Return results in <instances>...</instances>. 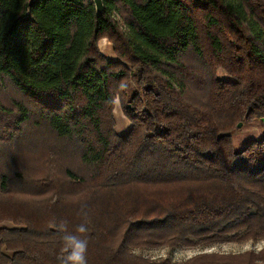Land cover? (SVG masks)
Here are the masks:
<instances>
[{
	"label": "trees",
	"instance_id": "1",
	"mask_svg": "<svg viewBox=\"0 0 264 264\" xmlns=\"http://www.w3.org/2000/svg\"><path fill=\"white\" fill-rule=\"evenodd\" d=\"M102 2L97 14L92 0H0V76L35 103L0 118V264H61L65 234L87 241V264L264 262V249L134 252L264 238V135L233 144L239 121L264 118V0ZM135 70L119 135L114 99ZM27 122L56 143L21 137Z\"/></svg>",
	"mask_w": 264,
	"mask_h": 264
},
{
	"label": "rangeland",
	"instance_id": "2",
	"mask_svg": "<svg viewBox=\"0 0 264 264\" xmlns=\"http://www.w3.org/2000/svg\"><path fill=\"white\" fill-rule=\"evenodd\" d=\"M121 8V7H120ZM114 10L113 16L119 22L120 25H123L124 10L120 9ZM115 42L110 38L101 37L97 41V49L104 58L106 59H118L115 48ZM220 77H224V74L220 71L218 72ZM123 84L126 85L125 96L126 100L123 102L120 101L118 97L114 99L113 106V117H114V131L119 135H123L127 132L130 127V120L124 114L123 106H131L129 100L135 93H141V87L138 84L137 71H130V75L127 81ZM146 87L153 88L155 90V85L150 76L146 78ZM119 99V103H116V99ZM21 103L25 111L29 112L31 115L35 112V103H32L25 95H22L17 91L13 85L9 82L8 79L0 76V104L4 109H0V118L9 120L11 124H14V120L19 115V110L17 104ZM2 110L4 112H2ZM241 126L235 128L233 131V144L236 149H240L245 146L249 141L258 139L264 135V122L258 120L254 122L239 121ZM21 125V124H20ZM19 125V126H20ZM21 131L17 132L21 137L26 133V131H35L38 133L39 137H36L37 140L34 141L37 145H44L50 147L51 143H56L55 137L45 128L44 123L40 122L37 127L33 128L31 122H27L23 126L19 127ZM38 148L37 150H39ZM264 249V238L258 240H245V241H228L222 243H212L206 245L198 246H158V247H149L143 249H135L134 252L137 254H142L143 256L152 258V259H163L168 258L175 262H182L189 257L202 253V252H217V253H239L246 250L260 251ZM259 264H264L260 262Z\"/></svg>",
	"mask_w": 264,
	"mask_h": 264
},
{
	"label": "clouds",
	"instance_id": "3",
	"mask_svg": "<svg viewBox=\"0 0 264 264\" xmlns=\"http://www.w3.org/2000/svg\"><path fill=\"white\" fill-rule=\"evenodd\" d=\"M120 89L123 90L126 88L125 84L119 85ZM116 103H119V99H116ZM60 228L62 231H66V224L64 222L61 223ZM78 232L84 233L87 231L85 225L81 224L78 229ZM66 247L64 251L68 253V255L62 258L61 264H87L86 259V251H87V241L79 239L77 236L72 234H65L63 237Z\"/></svg>",
	"mask_w": 264,
	"mask_h": 264
},
{
	"label": "water",
	"instance_id": "4",
	"mask_svg": "<svg viewBox=\"0 0 264 264\" xmlns=\"http://www.w3.org/2000/svg\"><path fill=\"white\" fill-rule=\"evenodd\" d=\"M95 8V12L97 14H100L103 12V2L102 0H92ZM262 121L264 122V118H262ZM241 126V122L237 123V127Z\"/></svg>",
	"mask_w": 264,
	"mask_h": 264
}]
</instances>
